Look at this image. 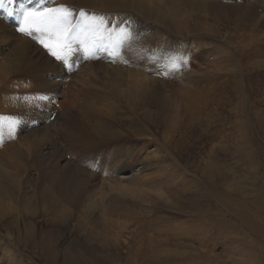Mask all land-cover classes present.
Segmentation results:
<instances>
[{
	"label": "bare ground",
	"instance_id": "bare-ground-1",
	"mask_svg": "<svg viewBox=\"0 0 264 264\" xmlns=\"http://www.w3.org/2000/svg\"><path fill=\"white\" fill-rule=\"evenodd\" d=\"M47 1L49 5L63 3L68 7L74 5L86 7L96 14L92 16L86 15L83 27L86 29L85 34L82 33L79 38L71 42L69 51H66L65 48L63 49L69 56L68 67H65L61 62L54 61L53 57L45 55L43 49L39 47L37 42L30 39L31 37L18 32L16 18L13 16L8 17L6 13L0 12V125L3 126H0V132H6L7 138L13 139L11 135H16L17 133L20 137L18 145L11 144L0 151V237L2 235L3 240L6 242L5 255L2 257L4 262L2 260L0 264H20L22 262L21 258L18 257L20 246L23 245L28 248L31 241H35L33 232L35 234L36 231L32 227L29 229L30 234L26 231L27 226H29L28 220L35 221L39 227L38 231L43 233L44 225L55 227L59 224H67L72 222L70 220H73L74 213H78L81 218H78L76 223H74V227L79 228L82 224L83 230L90 232L91 227L89 225L91 223L94 224V219L92 218L94 213L90 212V208L91 211L93 210L91 204L95 206V210L102 207L100 211L102 215L99 216L97 221L99 230L105 232L111 226L115 227L116 230L114 233L112 232L113 235L111 237L114 247L135 248L134 251L141 252V247H148L149 250H152L154 246H158L157 248L160 249L162 246L160 244H163L164 248L173 245V239L170 237L169 239L168 237L159 239L147 233L146 229L149 225L148 220H145L147 217H138L137 207L133 208L127 198L139 200L147 197L139 192H134L133 197H131L128 188L123 185L124 183H134L144 179L142 173L147 169L148 164L150 165L149 158L158 166L168 161L173 166V169L180 166L181 164L178 163L179 156H170V153L178 152L180 154V144L177 143L175 146L172 143L173 147L169 149V152L166 148L159 145L156 151H160V155L149 157L152 152L143 153V147H140L141 144L138 146L136 142L143 139L145 140V146L154 143V141L157 142L158 139L170 142L174 140L177 131V135L183 139L185 135L178 129L181 128L188 109L198 111L209 105L213 106L208 107L214 110L215 106H217V101L218 103L220 101L219 95L224 96L226 94L227 96L228 92L224 91V89L228 83H230L232 91L240 93L242 90L245 91V80L250 79V75L252 72L255 73L258 65H264L263 14L259 15L256 11L257 8L264 11V0H254L252 3L245 0L248 4L243 3L242 5L235 4L232 6L224 5L222 1L218 3L215 0ZM254 6L256 9H254ZM75 14L74 16H76ZM114 17H117L118 20L116 25L112 24ZM110 26L114 29V33L112 37L109 35L110 37L106 38V40L111 42V44L121 39L125 33L130 34L129 38L124 39L122 42L123 49L110 52L114 54L111 55L109 53L100 57L99 60L98 57L92 58L91 62L86 60L88 62L86 64V57L84 56L86 50L91 49L95 41L104 40L107 29H110ZM197 37H199V41L195 43L204 42V40H207L205 39L206 37H218V39L228 45L229 51L226 56L213 63L208 71L211 73L229 74L231 77L227 80H231L230 82L223 84L219 82L212 86L200 84L203 81L208 83L206 79H211L203 76L202 78L182 83L176 92L177 94L169 93L170 95H168L163 94L164 92L162 93L159 89L161 87L158 84V80L153 76L154 72L149 74L144 70L134 71L122 67L121 60L123 62L133 61L137 65H149L150 68L156 69L155 61L157 56H161L167 66L171 64L181 65L178 57L183 58L188 51L185 43H181V38L192 39ZM70 58H75L78 67L83 66L84 63V66H87L86 69H82L83 66L81 71H78L79 79L75 77L76 82H79L82 88L86 87V93L81 102H79L81 107L84 105L82 107L84 115L82 118L77 116V119H69L59 126L54 125L55 123L45 126L47 114L40 113L32 105V100L30 103L26 100V97L30 90L33 91V94L41 90L48 91L49 89V92L56 94L60 85L56 79L70 74V71L66 70L71 67L72 61ZM108 59L114 60L113 64L107 63ZM232 63L234 65H231ZM167 69L171 68L167 67ZM43 74L50 78L49 81L41 78ZM83 76H86V79ZM96 88H98L97 92ZM100 89L109 91V94L100 92ZM163 89L165 90V87ZM217 91L219 92L218 96L216 94ZM166 92L168 93L169 91ZM223 92L226 93L223 94ZM246 94L245 91V97L247 96ZM34 95L37 96V94ZM119 97L121 99H118ZM239 103L241 104L240 101ZM44 104L46 107L48 106L47 101ZM58 112L61 113L62 111ZM9 114H12L17 122H22L27 126H30L34 120H38V124L34 125L35 127L29 129L28 132H25L26 128L24 127L13 129V120L9 119ZM61 115L63 117H73L71 109H64ZM140 116L143 120H141ZM200 116V112H195V119L198 117L201 119ZM60 131L72 143L76 142L85 152H90L89 158L91 159L98 161L106 149H109L106 156L110 155V150L112 153H116L115 156L118 159L116 165L119 166L115 169L116 173H114L123 176L126 172L121 173L127 171L128 174L121 176V178L114 174V178H106L99 185H101L102 191L105 189V193H110V189L111 191L126 192V198H115L110 193V196L105 194L107 200L103 206L100 203H95L96 199H92L89 202L87 192L90 191V188L88 185L95 179L93 174H89L84 170L74 174L67 173L64 178H61L59 176V168L57 169L54 164H49L48 168H46L48 172L40 174L39 180L37 176L31 175V172L27 169L28 166L33 169L41 162L44 155L58 151L56 139L52 138L54 137L52 134L59 135ZM39 136L45 138L46 141L41 148L36 149L32 139L37 140L36 138ZM206 141L208 142V140ZM224 142L225 140L221 137L219 141L211 143L209 153L216 156L219 152L224 151L229 145L226 146ZM232 150L234 151V149ZM103 158L105 157L103 156ZM106 159L104 160L106 161ZM206 159H203V161L207 162L208 160ZM104 162H100L102 169L108 170ZM209 162L211 165V161ZM137 168L139 169L137 170ZM65 169H71V167L66 165ZM54 172L57 174L56 177L53 175ZM178 184H182V182L178 180V182L173 183L172 187ZM84 192L85 195L83 196ZM147 194H151L150 196L157 195V198L166 197V200L170 199L172 195L171 192L163 191L155 192V194L154 192H147ZM151 198L147 202L154 201ZM78 199L85 200V203H81L78 208L79 210L82 207L85 212H78L74 206ZM153 204L159 205L156 202ZM140 211L146 215L150 214V212L142 208H140ZM86 215H90L87 217L89 221L84 218ZM106 217H114L116 220L106 222ZM89 222L90 224H88ZM11 228L17 233V240L14 239L15 235L13 236ZM23 228L28 234L24 237L21 234ZM160 233L162 236L163 232L160 231ZM182 235L185 234L183 233ZM144 238L148 242L147 244L143 242ZM173 238L177 239L176 237ZM39 240L41 244L40 251H42L43 247L45 249V241L43 242L42 238ZM39 242L35 241V249H37Z\"/></svg>",
	"mask_w": 264,
	"mask_h": 264
},
{
	"label": "rangeland",
	"instance_id": "rangeland-1",
	"mask_svg": "<svg viewBox=\"0 0 264 264\" xmlns=\"http://www.w3.org/2000/svg\"><path fill=\"white\" fill-rule=\"evenodd\" d=\"M215 1L218 3L222 1V4L229 6L235 4L242 5L243 3L248 4L245 0ZM248 1L250 3L254 2V0ZM37 2H39L42 7H58L64 5L63 3L49 5L47 0H37ZM33 7H35V3L33 4ZM69 8L75 10L70 24L77 26V31L84 27L86 15L92 16L93 14H96L86 7H78L74 5L71 7L69 6ZM254 9H256V7ZM80 10H83L84 14H81L78 23L74 24L73 22L76 19L74 14L81 13ZM256 11L259 15L263 14L262 20L264 22V11L260 8H257ZM116 22H118L117 17H114L112 24L114 23L116 25ZM113 33L114 29L110 26V29H107V34L103 40V46L97 48L95 54L86 50L84 55L86 57L85 61L87 60L88 62H91L92 58L96 57H98L99 60L100 57H103L110 52L122 50V43L118 46H114V42L111 44V42L106 40V38L110 36L112 37ZM83 34H85V32ZM198 38L199 37L192 39L181 38V43H185L188 49L186 54H184L185 58L178 57V59H180L178 61H181V65L171 64L167 66L163 58L157 56L155 61L156 69L150 68L149 65H137L133 61L123 62L121 60L122 67L134 71L144 70L149 74L154 72L153 76L158 80L159 83H157L160 84L159 86L161 87L159 89L162 93L164 92L163 94L168 95L176 93L182 83L184 84V82H190L191 80H196L203 76L211 79H206L208 80V83L203 81L200 82V84H208L212 86L219 82H221V84L230 82L231 80H227L231 77L229 74L211 73L208 71L213 63L217 62L221 57L226 56V53L229 51L228 45L218 39V37H206L205 39L207 40H204V42L200 41L199 43H195L196 41H199ZM38 44L39 47L43 49L45 55L47 54L48 56L49 53L40 43ZM70 45L71 43H67L66 47L68 48L65 47L66 51H69ZM63 52L68 56L64 50ZM110 54L113 55L114 53ZM70 59L72 61V64L70 65L71 67L66 69L70 71V74L63 76L60 79H56L61 85L58 86L59 88L56 91V94L49 92V89L48 91L41 90L38 93L33 94V91L30 90L26 97V100L30 103L32 100V105L37 108L40 113L47 114L44 124L45 126L53 123H55L54 125L59 126L69 119H77V116L78 118H82L84 115L82 111L84 105L81 107V103L79 102H81L86 93V87L82 88L79 82H76L77 80H75V77L76 79L77 77L78 79L80 78L78 74L85 63L87 64L88 62L86 61L83 66L78 67L75 58ZM113 61L114 60L112 59H108L107 63L113 64ZM61 64L64 65L63 63ZM68 64L67 66H64L68 67ZM231 65L234 64L232 63ZM167 67H170L171 69H167ZM86 68L87 66H84L82 69ZM44 75L45 74L41 75V78L49 81L50 78H47V75ZM83 78L86 79V76H83ZM184 78H186L185 81ZM245 81L246 97L244 90H242V94L238 91H232L230 89L231 85L228 83L224 89V91L228 92L227 96L224 94L226 92H223L224 96L219 95L221 102L219 101L218 103L217 101L216 105L219 106H215L216 108H214V110L210 109L209 107L213 106L209 105V107L205 106L198 111H191L188 109L183 124H181V128L178 129L181 133H184L185 137L183 139L177 135V131L174 140H172L173 142H165L158 139L157 142L154 141V143H150L148 146H145V140L143 139L136 142L138 146L141 144L140 147H143V153L148 154L152 152L149 157L152 155H160L161 152L156 151L157 146L159 145L166 148L169 152V149H171L173 145L176 146L177 143L180 144V154H178V152L170 153V156H179L178 163L181 164L180 166L173 169V166H171L169 161L158 166L149 158L150 165L148 164L147 169L142 173L144 179L134 183H124L123 185L128 188L131 197H133L134 192H139L141 195L147 197L139 200L127 197L130 205L133 208L137 207L136 211L138 217H147L145 219L149 222L146 229V231H148L147 233L152 237L159 239H163L164 237H168L169 239L170 237L173 239L172 244L174 246L169 245L167 248H164L163 244H160L162 245L160 249L157 248L158 246H154L152 250H149L148 247H141V252L134 251L135 248H125L124 246L114 247L111 237L116 230L115 227L111 226V228L106 229L105 232L99 230L97 221L99 216L102 215V213L100 214L102 207L95 210V206L90 203L93 207L92 211L90 208V212L94 213V217H92L94 219V224H90V222L88 223L91 227L90 232H88V230L85 231V229L83 230L82 224L79 227L81 229L74 227V223H76L78 218H81L78 213H74L73 220H70L72 222L67 224H59L55 227L44 225L42 230L43 233L38 231L39 227L36 225L35 221L28 220L27 223L29 226L26 228L27 233L29 232L30 227H32L33 230L36 231L35 234L33 232V235H35L34 240L38 243L40 241L39 239L42 238L43 242L45 241V249L43 247V250L40 251V242L37 249H35V241H31L28 248H25L23 245L20 246L21 249L18 256L22 260L20 264H264V65H258L255 69V73L252 72L250 79H246ZM260 83L261 85H259ZM164 87L165 90L163 89ZM97 91L98 88H96V92ZM166 91L169 92L167 93ZM100 92H104L107 95L109 94V91L107 90H101ZM34 94H37V96ZM216 94L218 96L219 92L217 91ZM118 99H121V97ZM222 99L224 100L222 101ZM46 101L48 104L47 107L44 104ZM64 109H71L73 117H63L61 113ZM58 111L62 112L60 113ZM195 112H200L201 119H199V117L197 118L198 120L194 118ZM9 116V119L13 120V129L24 127L26 128L25 132H28L29 129H32L35 127L34 125L38 124V120H34L30 126H27L22 122H17L12 114H9ZM20 118L23 119L22 117ZM140 118L143 120L141 116ZM3 132L4 131L0 132V151L8 145L19 144L20 140L18 139L20 137L18 133L16 135H11L9 133L13 138L11 139L7 138L6 132ZM52 136H54L52 138L56 139L58 151L53 154L44 155L41 162H39L33 169L28 166L27 169H29L32 176H37L39 180L40 174L48 172L46 168H48L49 164H54L57 169L59 168L58 171L61 178H64L67 173L74 174L84 170L89 174H93L95 179V181L88 185L90 188V191L87 192L89 202L92 199H96L95 203H100L103 206L106 204L107 200L105 194L110 196V193L112 197L115 198H126V192L111 191L110 189V193H105V189L102 191L101 185H99L103 180L105 181L106 178H114V174L116 173L115 169L119 166L116 165L118 160L115 156L116 153H112L110 150V155L106 156V153L109 151V149H106L97 161L96 159L89 158L90 152H85L84 149H81L80 146L77 145L78 143L74 141V143H72L61 131L59 132V135L52 134ZM221 137L225 140L224 143L226 146L229 145L224 151L219 152L216 156L210 154L209 149L211 143L219 141ZM36 139L37 140L32 139V141L35 148L39 149L45 143L46 139L43 137L41 138V136ZM206 140H208V142ZM236 144L237 146H241H238V148ZM232 149H234V151ZM57 153L59 154L56 155ZM103 156L105 158H103ZM104 159H106V161ZM203 159L208 161L205 162ZM99 161L101 163L105 161L104 164L108 170H104V168L102 169V165ZM209 161H211L212 166ZM66 165L70 166L71 169H65ZM138 169L139 168H137V170ZM123 173H125V175L128 174L127 171H124L121 174ZM53 175H55V177L57 176L55 172ZM116 176L121 178L122 175ZM178 180L181 181L182 184L172 187L173 183L178 182ZM160 191L167 193L171 192L172 195L170 199L166 200V197L157 198V195L150 196L151 194H147V192H154L155 194V192ZM84 195L85 192L83 193V196ZM150 197H152L151 200L159 203V205H154V201L147 202ZM162 200H164L163 203ZM165 202L166 204H164ZM81 203H85V200L78 199L74 204L77 210L81 206ZM140 208L150 212V214H147V216L140 211ZM83 210L84 209L81 207L78 212H85ZM89 216L90 215H86L84 218L89 221V218H87ZM106 220V222H109L116 220V218L106 217ZM12 230L13 229L11 228L13 236L15 235L14 239L17 240V233ZM26 231L24 228L21 231L23 237L30 234V232L27 234ZM160 231L163 232L162 236ZM183 233L185 235H182ZM173 237H176L177 239H174ZM143 242L145 244L148 243L145 238ZM5 246L6 242L1 235V262L3 260L2 257L5 255Z\"/></svg>",
	"mask_w": 264,
	"mask_h": 264
},
{
	"label": "snow or ice",
	"instance_id": "snow-or-ice-1",
	"mask_svg": "<svg viewBox=\"0 0 264 264\" xmlns=\"http://www.w3.org/2000/svg\"><path fill=\"white\" fill-rule=\"evenodd\" d=\"M34 3L35 7H33ZM74 11L66 5L42 7L37 0H19V2L18 0H0V12L6 13L8 17L16 18L18 32L29 37L36 36L38 42L55 61L65 64L68 62V56L64 54L63 49L67 43L79 38L86 30L80 28L77 31V26L70 24ZM80 11L83 15V10ZM45 35L47 39L40 38ZM129 35L125 33L121 39L114 42V46H118L124 39L129 38ZM102 46L103 40H97L89 51L95 54V50Z\"/></svg>",
	"mask_w": 264,
	"mask_h": 264
}]
</instances>
